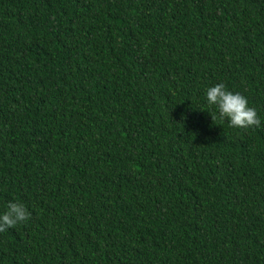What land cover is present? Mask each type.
Segmentation results:
<instances>
[{
    "label": "trees",
    "instance_id": "obj_1",
    "mask_svg": "<svg viewBox=\"0 0 264 264\" xmlns=\"http://www.w3.org/2000/svg\"><path fill=\"white\" fill-rule=\"evenodd\" d=\"M9 202L0 264H264V0H0Z\"/></svg>",
    "mask_w": 264,
    "mask_h": 264
},
{
    "label": "clouds",
    "instance_id": "obj_2",
    "mask_svg": "<svg viewBox=\"0 0 264 264\" xmlns=\"http://www.w3.org/2000/svg\"><path fill=\"white\" fill-rule=\"evenodd\" d=\"M206 101L210 106H215L220 119H227L229 127L237 129H249L260 127L261 121L257 111L249 107L248 99L240 94L226 89L225 84L218 83L206 90ZM214 122L216 115L211 114ZM30 213L23 204L9 202L6 210L0 214V232L15 228L18 224L27 222Z\"/></svg>",
    "mask_w": 264,
    "mask_h": 264
}]
</instances>
